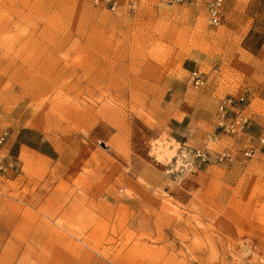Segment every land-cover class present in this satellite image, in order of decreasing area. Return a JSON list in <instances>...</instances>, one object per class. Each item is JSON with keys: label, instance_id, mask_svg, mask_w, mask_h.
<instances>
[{"label": "rangeland", "instance_id": "rangeland-1", "mask_svg": "<svg viewBox=\"0 0 264 264\" xmlns=\"http://www.w3.org/2000/svg\"><path fill=\"white\" fill-rule=\"evenodd\" d=\"M4 133L0 264H264V0H0Z\"/></svg>", "mask_w": 264, "mask_h": 264}, {"label": "built area", "instance_id": "built-area-1", "mask_svg": "<svg viewBox=\"0 0 264 264\" xmlns=\"http://www.w3.org/2000/svg\"><path fill=\"white\" fill-rule=\"evenodd\" d=\"M109 6L112 9H116L121 4L125 3L130 9L136 10L141 0H96ZM169 5L180 4L183 2H199L203 5L207 21L212 26L221 25L225 20L226 15V2L227 0H162ZM210 76L208 72L193 69L191 70L189 81L194 87H204L209 82ZM247 97L244 93L234 94L229 93L224 96L216 110V126L221 134L232 136L241 139L248 132V124L250 117L247 114ZM253 137V136H252ZM6 134H0V144L5 141ZM257 144L249 146L245 153L252 155L257 150L264 151V134L259 135L256 138ZM209 144H206L203 148H196L195 155L205 159L207 157ZM217 157L221 160L232 159L233 152L231 148L226 147L219 152ZM6 166L2 154H0V172L5 171Z\"/></svg>", "mask_w": 264, "mask_h": 264}]
</instances>
